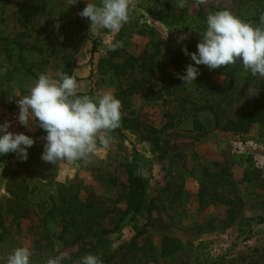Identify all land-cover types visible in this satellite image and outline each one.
Masks as SVG:
<instances>
[{
  "label": "rangeland",
  "instance_id": "1",
  "mask_svg": "<svg viewBox=\"0 0 264 264\" xmlns=\"http://www.w3.org/2000/svg\"><path fill=\"white\" fill-rule=\"evenodd\" d=\"M20 1L0 2V124L7 113H19L14 98L26 94L39 74L59 78L64 73L66 55L73 66L78 95L96 97L108 92L114 95L120 83L127 86L148 75L146 89L152 98V93L159 91L163 82L178 72L164 48L155 57L156 66L151 71L152 43L165 41L172 49L186 46L197 52L200 34L206 30V20L199 17L198 0H185L183 8L178 6V0H135L137 10L121 31L113 34L103 29L99 37L89 33V21L84 23L85 18L78 15L87 0H78L69 7L67 0H27L28 11L24 15L19 11ZM38 1L46 4V14L31 16ZM88 2L99 4L100 0ZM202 7L207 14L227 9L240 17V13L232 10L230 0H203ZM184 34L188 38L180 41ZM95 38L101 39V44L92 54ZM112 41L123 44L114 61L124 64L128 57L135 59L133 69L120 82L112 73L100 69L101 60L113 52L108 50ZM189 63L215 83L224 87L236 84L217 70L195 65L190 56L182 59L181 75ZM241 75L247 79V83L243 81L246 92L227 108L228 117L233 120L254 108L259 91L264 88V77H253L250 71ZM150 98L136 91L131 109L121 108L122 116L133 117L141 124L138 131H125L124 139L108 133L111 140L107 148L98 141L88 159L71 164L53 165L43 161L46 135L41 134L38 126L29 131L22 125L20 133L30 136L35 143L28 148L26 161L14 154L0 166V264H6L14 245L28 247L31 261H45L59 252H66L69 260L78 250L60 243L53 249L36 252L32 236L26 230L29 221L21 222L10 212V190L18 192V186L27 187L26 199L40 203L55 195L62 186L81 181L83 199L88 192H93L115 202L123 191L122 184H128L126 165L136 156L141 160L138 171L147 179L149 194L157 203L152 225L147 227L145 235L137 238L139 246L149 238L160 248L164 237H173L184 244L178 253L184 264H264V126H255L244 137L219 129L204 133L195 129L192 113L181 110L176 96L157 101ZM177 111L180 114L175 118L176 126L163 130L170 120L166 114ZM200 121L202 125L214 127L213 117L208 113L203 112ZM151 126L162 129L159 136L169 142L166 158L144 139ZM249 160L257 172L250 171V179L246 181ZM205 169L215 174L227 169L234 194L242 200L241 207L219 203L200 208L198 194ZM234 194L228 199H233ZM126 207L125 200L118 202L114 212L105 219V227H116ZM122 225L120 234L110 237L113 249L127 246L137 237L134 222L125 219ZM111 264H133L132 255L122 251Z\"/></svg>",
  "mask_w": 264,
  "mask_h": 264
},
{
  "label": "trees",
  "instance_id": "2",
  "mask_svg": "<svg viewBox=\"0 0 264 264\" xmlns=\"http://www.w3.org/2000/svg\"><path fill=\"white\" fill-rule=\"evenodd\" d=\"M4 0H0L3 2ZM232 10L240 13V19L257 26L260 24V16L264 14V0H230ZM27 0L20 1L19 11L22 15L28 11ZM36 2V1H34ZM199 17L206 20L207 13L203 10L202 2H199ZM223 10V9H220ZM218 10V11H220ZM231 11V10H230ZM232 12V11H231ZM31 16L41 17L46 14V4L36 3L32 8ZM84 19V23H87ZM101 44V39L95 38L92 41L91 53L95 54ZM11 45V44H10ZM154 54L152 55L151 71L156 66L155 57L161 54L163 48L172 60L176 73L181 72L182 59L188 57L181 48H171L168 42H153ZM162 46V47H161ZM16 49V47L14 48ZM189 53H193L191 48H187ZM119 48L110 53L108 58L102 59L100 69L104 73H112L119 78L126 76L132 69L135 59L128 57L126 64H118L114 61L118 57ZM132 67L131 69H129ZM221 74L226 75L235 84L232 87H224L213 82L209 78L198 75L192 83H185L174 74L166 79L162 87L156 93H151L146 89L148 75L140 80H134L127 86L123 83L117 85L114 96L122 102V110L131 109L132 97L136 91H142L147 98L152 101L163 100L165 97L176 96L180 100L181 110L191 112L194 118V126L198 131L208 133L212 129H219L231 133L238 137H244L250 133L255 126H264V88H261L255 101L254 108L237 117L230 119L227 108L238 102L246 91V78L241 62L227 67L221 66L216 69ZM244 70V72H243ZM64 74L73 76V66L69 57H64ZM238 83H240L238 85ZM150 101V102H151ZM208 113L213 117L214 127L202 125L200 117L202 113ZM175 113H168L164 129L176 126ZM208 126V127H207ZM141 124L133 117L121 116V125L110 133L119 138H125V131H138ZM153 126L148 129L145 140L151 142L156 150L160 151L161 157L166 158L168 153L167 140H163L159 135L163 131ZM41 134L47 135L42 129ZM163 144V145H161ZM15 153L0 155V166L6 163ZM140 158L136 156L134 160L126 165L128 184L123 186L119 199L113 202L108 198L98 196L93 192H88L86 198H82V182L73 181L69 185L57 189L55 195L49 197L47 201L33 203L26 199L27 187H19L18 192L10 190L12 199L9 203L10 212L14 213L21 222L28 220L26 230L32 236V246L36 252H44L53 249L57 244L65 247H78L72 259L64 260L63 264H73V261L80 259L86 254H93L101 258L103 264H111L122 251H128L132 255L133 264H184L180 262L178 253L184 248L181 240L173 237H164L160 248L155 247L152 240L146 238L142 246L137 244V238L146 234L147 227L153 223V213L157 209L156 198L149 194L147 179L140 174ZM257 172L252 160L248 162V170L244 179L249 181V172ZM201 189L198 194L200 208L204 205L224 203L231 207H241L242 200L234 194V187L231 175L227 169L219 174L210 173L204 170L202 174ZM181 188V187H180ZM234 194L233 199H228L230 194ZM180 194V193H179ZM26 200V201H24ZM126 201L127 207L120 222L113 229L105 227V219L114 212L117 203ZM129 219L136 224L137 237L127 246L121 245L113 249V240L110 237L120 234L122 231V221ZM208 225H210L208 223ZM16 245L13 246V250ZM43 261H32V264H42Z\"/></svg>",
  "mask_w": 264,
  "mask_h": 264
},
{
  "label": "clouds",
  "instance_id": "3",
  "mask_svg": "<svg viewBox=\"0 0 264 264\" xmlns=\"http://www.w3.org/2000/svg\"><path fill=\"white\" fill-rule=\"evenodd\" d=\"M76 3L78 0H67L68 7ZM178 6L185 7V0H178ZM135 10V0H100L99 4L87 0L86 7L78 15L89 21V33L99 37L103 29L119 33ZM200 36L197 52L189 53L186 46L183 48L195 65L216 70L239 61L253 77H264V14L260 16V24L254 26L227 9L210 12L206 30ZM187 38L184 34L179 40ZM122 46L121 41H112L108 50ZM175 75L185 84L194 82L200 72L189 63L183 75ZM14 102L19 108L17 119L21 125L29 131L38 126L47 133L41 159L53 165L88 159L95 152L98 141L107 148L111 140L108 133L121 125L122 102L119 99L110 92L96 97L78 95L75 77L64 73L59 78L39 74L27 93L19 94ZM10 126V122L0 124L3 133L0 135V155L12 152L26 161L28 148L35 141L24 133L9 131ZM31 256L28 247H17L7 256L6 264H32ZM67 258L66 252H59L42 264H63ZM73 264H103V261L96 255L86 254Z\"/></svg>",
  "mask_w": 264,
  "mask_h": 264
},
{
  "label": "built area",
  "instance_id": "4",
  "mask_svg": "<svg viewBox=\"0 0 264 264\" xmlns=\"http://www.w3.org/2000/svg\"><path fill=\"white\" fill-rule=\"evenodd\" d=\"M18 112H10L5 115L3 118V123L5 122H10L11 126L9 128V131L14 132V133H20L22 125L19 123L18 119ZM0 135H3L1 132Z\"/></svg>",
  "mask_w": 264,
  "mask_h": 264
}]
</instances>
